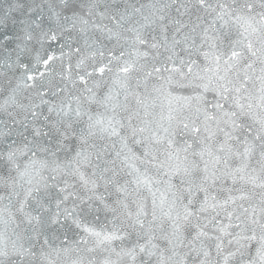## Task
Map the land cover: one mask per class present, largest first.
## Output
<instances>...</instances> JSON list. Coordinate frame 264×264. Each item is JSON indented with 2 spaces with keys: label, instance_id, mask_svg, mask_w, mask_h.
<instances>
[{
  "label": "water",
  "instance_id": "95a60500",
  "mask_svg": "<svg viewBox=\"0 0 264 264\" xmlns=\"http://www.w3.org/2000/svg\"><path fill=\"white\" fill-rule=\"evenodd\" d=\"M0 264H264V0H0Z\"/></svg>",
  "mask_w": 264,
  "mask_h": 264
}]
</instances>
